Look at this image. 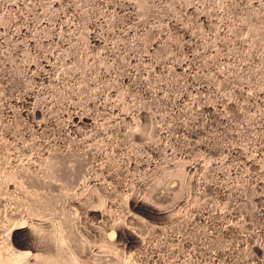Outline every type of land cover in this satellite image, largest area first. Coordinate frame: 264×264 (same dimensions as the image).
Returning <instances> with one entry per match:
<instances>
[{"label":"rangeland","instance_id":"rangeland-1","mask_svg":"<svg viewBox=\"0 0 264 264\" xmlns=\"http://www.w3.org/2000/svg\"><path fill=\"white\" fill-rule=\"evenodd\" d=\"M0 264H264V0H0Z\"/></svg>","mask_w":264,"mask_h":264}]
</instances>
